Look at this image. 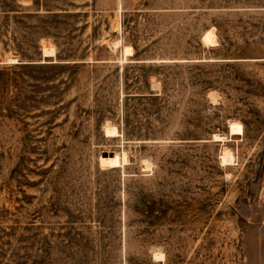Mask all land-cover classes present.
<instances>
[{"label": "rangeland", "instance_id": "obj_1", "mask_svg": "<svg viewBox=\"0 0 264 264\" xmlns=\"http://www.w3.org/2000/svg\"><path fill=\"white\" fill-rule=\"evenodd\" d=\"M0 264H264V0H0Z\"/></svg>", "mask_w": 264, "mask_h": 264}, {"label": "bare ground", "instance_id": "obj_2", "mask_svg": "<svg viewBox=\"0 0 264 264\" xmlns=\"http://www.w3.org/2000/svg\"><path fill=\"white\" fill-rule=\"evenodd\" d=\"M20 1H22V3H23V2H28V1H30V0H20ZM204 40L206 41V43H210V44L213 42L212 37H211L210 35H208V34H205V36H204ZM45 52H46V51H45ZM241 129H242V126H241L239 123H232V124H231V130H232V131H234V132H236V131L240 132ZM106 132H107V134H110V135H116V134H117V131H116L115 128L107 129ZM215 138H216L217 140H222V138L219 137V136H217V135H215ZM228 154H229V153H228ZM231 159H232V156H231V155H228V156H222V161H223L224 163L228 162V160H231ZM101 162H102L103 165H110V164H112V160H111L110 157H109V158L101 159ZM160 256H161V255H160Z\"/></svg>", "mask_w": 264, "mask_h": 264}, {"label": "trees", "instance_id": "obj_3", "mask_svg": "<svg viewBox=\"0 0 264 264\" xmlns=\"http://www.w3.org/2000/svg\"><path fill=\"white\" fill-rule=\"evenodd\" d=\"M229 61H231V60H229ZM229 61L227 63H230Z\"/></svg>", "mask_w": 264, "mask_h": 264}]
</instances>
